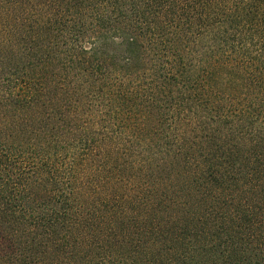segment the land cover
Wrapping results in <instances>:
<instances>
[{"label":"trees","instance_id":"1","mask_svg":"<svg viewBox=\"0 0 264 264\" xmlns=\"http://www.w3.org/2000/svg\"><path fill=\"white\" fill-rule=\"evenodd\" d=\"M0 264H264V0H0Z\"/></svg>","mask_w":264,"mask_h":264}]
</instances>
